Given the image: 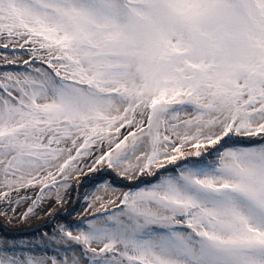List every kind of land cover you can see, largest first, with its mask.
Returning a JSON list of instances; mask_svg holds the SVG:
<instances>
[{
	"label": "snow or ice",
	"instance_id": "obj_1",
	"mask_svg": "<svg viewBox=\"0 0 264 264\" xmlns=\"http://www.w3.org/2000/svg\"><path fill=\"white\" fill-rule=\"evenodd\" d=\"M89 173L0 264H264V0H0V216Z\"/></svg>",
	"mask_w": 264,
	"mask_h": 264
},
{
	"label": "rangeland",
	"instance_id": "obj_2",
	"mask_svg": "<svg viewBox=\"0 0 264 264\" xmlns=\"http://www.w3.org/2000/svg\"><path fill=\"white\" fill-rule=\"evenodd\" d=\"M101 178L102 174L89 173L80 176L77 183L81 187L69 192L67 202L63 206L56 205L53 201L48 202L49 206L56 209V213L53 215H44L42 210L40 214L33 216L27 222L15 221L11 223L5 217L0 216V236L16 240H36L44 233L51 236L58 224L81 218L76 213L82 211L87 206L83 199L85 191L93 184H98ZM110 178L114 179L117 186L123 190L135 184L133 181H126L122 177H116L114 173L111 174ZM73 209L75 211H72V215L67 216L66 213ZM49 254L52 253L50 252Z\"/></svg>",
	"mask_w": 264,
	"mask_h": 264
}]
</instances>
